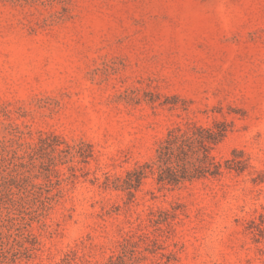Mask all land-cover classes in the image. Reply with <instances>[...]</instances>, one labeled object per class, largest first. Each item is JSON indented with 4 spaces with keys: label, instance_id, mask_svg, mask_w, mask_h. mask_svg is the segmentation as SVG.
I'll return each instance as SVG.
<instances>
[{
    "label": "rangeland",
    "instance_id": "obj_1",
    "mask_svg": "<svg viewBox=\"0 0 264 264\" xmlns=\"http://www.w3.org/2000/svg\"><path fill=\"white\" fill-rule=\"evenodd\" d=\"M219 123L221 176L129 187ZM0 264H264V0H0Z\"/></svg>",
    "mask_w": 264,
    "mask_h": 264
},
{
    "label": "trees",
    "instance_id": "obj_2",
    "mask_svg": "<svg viewBox=\"0 0 264 264\" xmlns=\"http://www.w3.org/2000/svg\"><path fill=\"white\" fill-rule=\"evenodd\" d=\"M227 135L226 126L214 128L193 125L176 127L160 142L151 163L139 166L130 173V188L141 185L151 175L162 186H179L196 180L217 178L223 174V163L212 151ZM228 165V161L226 162ZM230 169L229 166H226Z\"/></svg>",
    "mask_w": 264,
    "mask_h": 264
}]
</instances>
